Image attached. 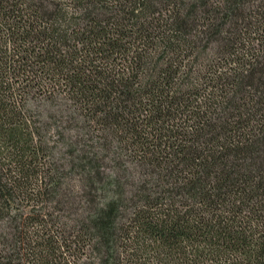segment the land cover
<instances>
[{"label":"trees","instance_id":"obj_1","mask_svg":"<svg viewBox=\"0 0 264 264\" xmlns=\"http://www.w3.org/2000/svg\"><path fill=\"white\" fill-rule=\"evenodd\" d=\"M0 264H264V0H0Z\"/></svg>","mask_w":264,"mask_h":264}]
</instances>
